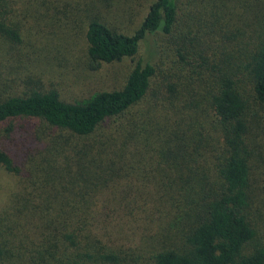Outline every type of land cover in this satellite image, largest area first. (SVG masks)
<instances>
[{"label": "trees", "instance_id": "1", "mask_svg": "<svg viewBox=\"0 0 264 264\" xmlns=\"http://www.w3.org/2000/svg\"><path fill=\"white\" fill-rule=\"evenodd\" d=\"M5 13L0 33L19 40ZM153 37L177 73L164 87L174 114L163 112L169 130L156 128V157L179 176L162 184L166 194L157 183L151 206L166 203L167 229L180 231L183 244L150 250L129 210L126 188L139 181L122 182L117 172L139 136L129 112L156 76L146 61L121 88L85 101L66 102L54 90L0 100V168L22 179L0 208V264H122L119 251L144 249L152 264H264V204L255 202L250 179L264 120V0H154L131 35L92 20L89 67L133 58ZM208 115L212 182L182 173L195 162L182 126L188 118L196 154L211 139Z\"/></svg>", "mask_w": 264, "mask_h": 264}, {"label": "rangeland", "instance_id": "2", "mask_svg": "<svg viewBox=\"0 0 264 264\" xmlns=\"http://www.w3.org/2000/svg\"><path fill=\"white\" fill-rule=\"evenodd\" d=\"M153 1L6 0L4 7H0V12H7L4 14L5 24L17 33L19 40L0 33V100L9 96H27L33 92L54 90L66 102L85 101L96 93L121 88L128 74L139 62L154 63L157 71L152 88L128 115L129 123L134 125L139 136L133 142L127 160L117 166L122 182L125 179L129 181L132 177L139 181L136 186L126 188L132 199L129 210L133 214L131 219L135 228L154 251L160 247L180 246L184 239L180 231L167 229L169 212L166 211V203H154L156 210L151 206L157 183L162 193L164 191L166 194L167 189L162 188V184L174 181L179 176L158 160L157 146H154L156 128L159 124L163 129L168 127L166 124L169 123V117L163 112L167 111L171 116L174 114L172 106L164 102L167 95H163L165 85L173 84L172 77L177 74L173 72V58L167 59L166 53L160 48L159 39L153 37L140 43L135 57L102 63L98 69L92 70L89 67L86 41L87 26L92 20L105 23L113 31L133 34ZM154 41L158 43V47ZM209 120L208 115L204 127L211 139L208 144L201 145L196 154L189 142L191 131L188 118L182 126L180 136L195 160L191 163L192 172L184 170V176L205 177L212 182L216 142L213 141L215 134L210 128ZM199 121L197 119L194 124L205 136ZM258 131L260 135L254 144L250 161V179L256 190L255 202L263 201L264 204V120ZM145 153L146 159L139 160ZM26 169L28 167L25 165ZM21 180L0 168V208L4 206L8 196L19 189ZM262 210L264 217V206ZM259 230V239L264 241V224L259 226ZM122 251H119L122 260L124 259L122 264H152L149 252Z\"/></svg>", "mask_w": 264, "mask_h": 264}]
</instances>
